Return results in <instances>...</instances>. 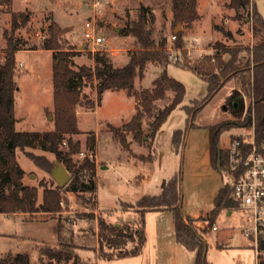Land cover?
I'll return each instance as SVG.
<instances>
[{"label": "rangeland", "instance_id": "1", "mask_svg": "<svg viewBox=\"0 0 264 264\" xmlns=\"http://www.w3.org/2000/svg\"><path fill=\"white\" fill-rule=\"evenodd\" d=\"M96 1L13 0L8 9L0 11V61L6 48L5 34L11 30L12 16L24 11L32 13L31 20L16 32L17 38L23 42L21 52L17 54L18 62L23 63L18 66L16 76L17 130L44 133L54 127L53 56L41 49L52 20L68 29L62 41L78 50L72 65L76 70L82 65L96 66L90 57L92 51L84 46L86 23L90 19L98 28L99 35L105 38L103 52L111 57L117 67L125 65L130 54L138 48L134 37L122 34V31L138 19L142 7L149 10L148 28L157 44L169 45L170 36L180 24L173 21V0H99V5L95 6ZM230 1L198 0L199 19L184 25V46L188 47L189 41L196 38L199 41L198 49L193 50L191 56L181 53L182 63L193 67L206 62V58L213 56L218 49L252 48L264 41V30L254 21L252 6L237 12L229 7ZM254 2L264 17V0ZM257 27L261 29L259 32H256ZM224 57L228 58L227 55ZM163 70L160 66L148 65L144 75L137 78L135 87L138 90L152 88L154 80ZM166 70L170 77L184 84V100L154 139L150 137L146 120L143 122V141H137L132 133H127L129 149L117 140L113 128L124 132V126L131 120L135 110V99L124 90H107L98 103V80L87 81L76 110L79 133L71 138L74 142H80L81 152L73 157L76 162L80 164L86 156L96 162L98 207L91 213L77 195L65 192V201L59 213H37L33 217L0 214V258L8 253H27L32 264H39L38 246H58L60 242L73 241L77 253L90 264H193L195 252L189 251L176 240L173 214L170 211L146 214L147 242L142 254L108 260L99 253L100 245L103 246L104 254L118 252L110 241L116 235L105 230L101 221L106 226L126 228L128 237L122 247L132 250L137 246L138 214L133 209L123 212L121 203H135L144 195L159 194L162 183L182 170L183 211L186 216L202 213L194 218L193 225L200 232L207 228L202 234L208 245V262L257 264L254 247L244 236L247 226L244 212L233 211L229 217L226 211H222L215 222L218 230H213L206 221L217 192L226 183L222 172L213 166L208 128L232 120L244 121L250 100L236 90L235 80L227 82L206 100L207 84L192 70L180 67L172 60ZM172 96V93H168L167 98L156 101L154 112L168 105ZM196 101L197 104L204 102V107L188 123V114L182 107ZM178 129H186L187 132L184 145L176 152L172 137ZM253 130L252 126L233 127L221 134L219 146L228 147L233 136L251 134ZM91 134L96 137L94 153L87 148V139ZM63 147L67 149L68 145L64 144ZM26 150L35 155H45L53 162L51 171H45L37 167L29 156L17 151V160L25 171L23 183L38 189L37 204H41L44 189L56 188L52 171L56 168L57 159L55 154L44 151L39 142L34 148ZM60 224L63 227L61 240L58 234Z\"/></svg>", "mask_w": 264, "mask_h": 264}, {"label": "trees", "instance_id": "2", "mask_svg": "<svg viewBox=\"0 0 264 264\" xmlns=\"http://www.w3.org/2000/svg\"><path fill=\"white\" fill-rule=\"evenodd\" d=\"M255 0H231L229 7L237 12L252 6L254 21L264 30V17L259 12ZM198 0H173L172 13L175 24L180 23L182 28L176 33L177 40L174 45L177 48L184 46V25H190L199 19L197 9ZM13 0H0V11L8 9ZM32 17L30 11L19 12L12 16L11 30L6 32V48L0 61V214L23 213L33 217L37 213L56 214L62 211V203L65 201L64 193H73L84 202V207L94 213L98 207L96 180V162L86 156L79 164L74 160V155L80 153V142H74L72 135L79 133L77 107L81 103L83 88L87 81L98 80L96 84L97 102L102 101L105 91L127 92L129 97L135 99V114L123 130L113 128L117 140L129 149L127 133H132L134 139L143 141L145 129L150 137L155 138L158 131L167 121L168 117L183 102L186 88L183 83L170 77L167 66L171 63L166 45L157 44L152 38L148 28L149 10L146 7L140 9L137 20L132 21L122 31V34L134 37L138 48L133 51L128 62L117 67L106 52L90 53L95 61L94 68L82 65L78 70L72 67L73 59L78 54L75 46L65 45L62 41L68 29L62 28L55 20L48 26V36L44 39L41 49L52 51L53 56V88H54V127L52 130L41 132H29L17 130V118L15 115L16 92L18 84L16 80L19 62L17 54L22 49L23 42L17 38L16 32L26 25ZM261 29L257 27L256 32ZM180 53H185L181 51ZM244 56H241V54ZM227 55L228 58L224 56ZM208 59V60H207ZM214 60V61H213ZM200 65L188 66L182 61L176 62L180 67L192 70L207 84L208 96L206 100L216 94L227 82L235 80L236 90L250 100L245 120L228 121L222 124L209 126L210 156L216 169L229 170L231 163L229 150L219 146L220 136L231 128L254 127L257 145L264 144V41L255 44L252 48L237 47L230 50H216L213 56H208ZM153 64L164 68L160 76L154 80L152 88L138 90L135 87L137 78L144 75L147 66ZM168 93L173 96L170 103L157 113L153 106L156 101L167 98ZM205 100V101H206ZM204 102L182 107L187 114L188 123L194 120L197 112L204 106ZM193 125V124H192ZM186 129L175 130L172 142L176 152H179L186 139ZM233 136L231 142L237 139ZM39 142L44 151L55 154L57 161L62 163L71 174L69 182L55 189H44L42 203L37 204L38 189L23 183L24 169L17 160V151L23 152L39 168L51 171L53 162L45 155H35L28 148H34ZM68 145L64 149L63 145ZM87 148L92 153L96 149V137L91 134L87 139ZM183 174L179 171L168 181L161 185V191L157 195H144L135 203L122 202L123 212L133 209L139 217L136 230L138 244L132 250L125 247L127 239L126 228L117 225L106 226L101 221L103 228L111 232L114 238H110L118 252L116 254H104L100 245L99 253L103 259L135 257L143 252L147 242L146 214L156 211H170L173 214V223L176 240L189 251L195 252L193 264H211L208 262L206 252L208 245L203 238V232L207 228L194 227V219L185 216L183 211ZM232 189L224 185L219 189L214 198V208L211 210L207 222L211 228L215 226L219 214L225 210H235L237 204L233 200ZM88 195V196H87ZM94 216V214H92ZM129 227V225H126ZM128 229V228H127ZM63 227L58 228L61 240ZM132 239V236H130ZM133 240V239H132ZM259 249L264 251V236L259 239ZM39 252V264H90L76 251V245L72 241L58 246L41 245L37 247ZM0 264H32L29 254L8 253L0 258ZM264 264V262H260Z\"/></svg>", "mask_w": 264, "mask_h": 264}, {"label": "built area", "instance_id": "3", "mask_svg": "<svg viewBox=\"0 0 264 264\" xmlns=\"http://www.w3.org/2000/svg\"><path fill=\"white\" fill-rule=\"evenodd\" d=\"M97 5L99 0L95 2V6ZM176 40V33H173L169 39L170 44L166 46L170 60L175 63L182 60L181 51L191 56L192 51L198 49L199 41L196 38L189 41L188 47L181 48L175 47ZM84 46L92 53L104 51L105 38L99 35L98 28L91 19L86 23ZM250 133L239 135L226 147L229 150L231 169H221V172L226 179L225 185L232 189L231 196L237 204L234 211L245 214L247 226L244 236L251 241L257 264H260L264 262V251L259 249V239L264 236V144L257 145L254 130ZM213 229L216 230L217 227L214 226Z\"/></svg>", "mask_w": 264, "mask_h": 264}, {"label": "water", "instance_id": "4", "mask_svg": "<svg viewBox=\"0 0 264 264\" xmlns=\"http://www.w3.org/2000/svg\"><path fill=\"white\" fill-rule=\"evenodd\" d=\"M180 26L181 25L179 24L178 29L175 30V33H178L180 31L179 30L181 29ZM55 164H56V168L52 171V177L57 183V185H59L60 187H64L70 180V177H71L70 173L65 168V166L59 161H56Z\"/></svg>", "mask_w": 264, "mask_h": 264}, {"label": "crops", "instance_id": "5", "mask_svg": "<svg viewBox=\"0 0 264 264\" xmlns=\"http://www.w3.org/2000/svg\"><path fill=\"white\" fill-rule=\"evenodd\" d=\"M16 1H17V0H15V2H16ZM19 52H21V51H19ZM47 52L52 53V51H48V50H47ZM19 63H22V62L19 61ZM22 64H23V63H22ZM134 114H135V110H134V112L132 113V117H133ZM15 115H16V113H15ZM132 117H131V118H132ZM16 118H17V120H18V117H17V116H16ZM17 123H18V122H17ZM17 123H16V127H17ZM78 128H79V127H78ZM79 129H80V128H79ZM213 208H214V205H213ZM213 208H212V209H213ZM212 209H211V210H212ZM211 210L208 211V212H211ZM225 211H226L227 215L230 217V216L232 215V213H233L234 210H233V211H231V210H225ZM18 214H22V215H24V216L26 215V214H23V213H18ZM201 214H202V213H197V214L189 215V217H191V218L194 219V218H198ZM3 215H10V214H3ZM185 216H186V215H185ZM215 226H216V225H215ZM216 227H217V226H216ZM213 230H214V229H213ZM216 230H218V228H217ZM194 259H195V257H194Z\"/></svg>", "mask_w": 264, "mask_h": 264}]
</instances>
